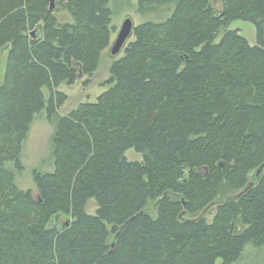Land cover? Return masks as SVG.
I'll list each match as a JSON object with an SVG mask.
<instances>
[{
	"label": "trees",
	"instance_id": "trees-1",
	"mask_svg": "<svg viewBox=\"0 0 264 264\" xmlns=\"http://www.w3.org/2000/svg\"><path fill=\"white\" fill-rule=\"evenodd\" d=\"M57 1L72 23L49 0H0V264H232L263 247L264 172L199 216L264 163V0H130L140 15L170 7L135 27L97 101L64 116L59 86L92 76L118 28L110 0ZM45 111L54 170L34 173V197L16 176Z\"/></svg>",
	"mask_w": 264,
	"mask_h": 264
},
{
	"label": "rangeland",
	"instance_id": "rangeland-1",
	"mask_svg": "<svg viewBox=\"0 0 264 264\" xmlns=\"http://www.w3.org/2000/svg\"><path fill=\"white\" fill-rule=\"evenodd\" d=\"M136 0H132L135 3ZM137 4V2H136ZM170 5V4H169ZM169 5L158 7L155 11L146 15L137 13L135 6H131L130 0H110V8L113 11V23L117 28L121 26L126 17H131L135 22V26L148 22L151 17L161 18L168 12ZM214 9L221 12L223 5L220 2H213ZM54 15L60 23H72V16L59 5L58 1L55 4ZM229 30H239L251 45L256 43V29L255 26L249 22L235 21L231 23ZM118 31V30H117ZM39 36V35H38ZM116 36L114 34L113 38ZM123 55V52L116 58H113L109 49L106 50L99 65L98 70L88 77H81L73 85L62 84L58 91L65 93L67 99L65 103L59 108L60 116L67 115L73 109L82 103H94L97 98L106 91V81L110 79V69L113 61ZM8 61V49H0V79L2 80L5 74L6 64ZM56 131V123L48 120L46 111L34 120L31 131L23 146L22 164L24 170L17 173L16 183L19 189L27 191L32 190L34 197L38 196L36 184L34 180V173H47L54 170V154H53V136ZM126 157L131 161L141 160V155L129 150ZM226 195L234 194V191L225 190ZM97 205L95 200H91L87 208L89 214H95ZM216 215V207H213L204 216V219L211 223ZM216 264H223L218 260ZM232 264H264V246L256 248L255 245H248L242 256Z\"/></svg>",
	"mask_w": 264,
	"mask_h": 264
},
{
	"label": "water",
	"instance_id": "water-1",
	"mask_svg": "<svg viewBox=\"0 0 264 264\" xmlns=\"http://www.w3.org/2000/svg\"><path fill=\"white\" fill-rule=\"evenodd\" d=\"M51 3L50 9L54 10L55 9V4H56V0H49ZM135 22L133 21V19L131 17H126L121 26L119 27L117 34L109 48V53L113 58L118 57L125 49V47L127 46L128 42L130 41V39L133 36L134 30H135ZM37 34V31L34 30L31 32V36L35 37ZM264 172V163L253 172V174L251 175V179L249 181V183L247 184V186L241 190L240 192L233 194L227 198H220L215 200L213 203H211L199 216V218L204 217L207 212L209 210H211L213 207H216L224 202H229V201H233V200H237L239 198H241L244 194H246L249 190H251L261 179L262 174ZM184 202V201H183ZM185 204V203H184ZM158 205V202L152 207L151 210H144L142 213L145 212H152V210L156 209ZM185 214V212H184ZM68 225V222H67ZM126 225L122 226L120 228L119 233L117 234V236L120 235V233L124 230ZM116 236V237H117ZM112 246H114V242H112Z\"/></svg>",
	"mask_w": 264,
	"mask_h": 264
}]
</instances>
